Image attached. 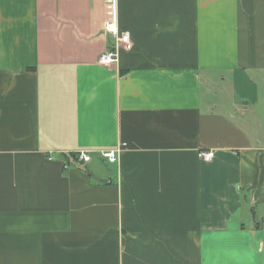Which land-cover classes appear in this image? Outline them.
Masks as SVG:
<instances>
[{"label":"crops","instance_id":"crops-1","mask_svg":"<svg viewBox=\"0 0 264 264\" xmlns=\"http://www.w3.org/2000/svg\"><path fill=\"white\" fill-rule=\"evenodd\" d=\"M116 4L0 0V264H264V0Z\"/></svg>","mask_w":264,"mask_h":264},{"label":"built area","instance_id":"built-area-1","mask_svg":"<svg viewBox=\"0 0 264 264\" xmlns=\"http://www.w3.org/2000/svg\"><path fill=\"white\" fill-rule=\"evenodd\" d=\"M116 0H111L110 10L111 18L105 24V31L113 38L114 43L111 44L105 51L98 56V63L103 65L117 64L120 61L121 50H131L133 41L129 31H121L117 24V8ZM102 157L110 163H115L119 160L120 148L106 149L101 151ZM78 162L85 163L91 159V154L88 150L77 151ZM215 155L213 150L201 151L200 156L206 160H211Z\"/></svg>","mask_w":264,"mask_h":264},{"label":"trees","instance_id":"trees-1","mask_svg":"<svg viewBox=\"0 0 264 264\" xmlns=\"http://www.w3.org/2000/svg\"><path fill=\"white\" fill-rule=\"evenodd\" d=\"M69 156H71L74 159V161H77L78 162V155H77V153H71Z\"/></svg>","mask_w":264,"mask_h":264},{"label":"bare ground","instance_id":"bare-ground-1","mask_svg":"<svg viewBox=\"0 0 264 264\" xmlns=\"http://www.w3.org/2000/svg\"><path fill=\"white\" fill-rule=\"evenodd\" d=\"M130 33V32H129ZM131 34V33H130ZM132 41H133V39H132ZM114 43V42H113ZM133 47H134V43H133ZM133 49V48H132ZM131 49V50H132ZM131 50H129V51H131ZM121 51H128V50H125V49H123V50H121ZM120 55H121V53H120ZM120 62V61H119ZM118 64V63H117ZM103 65V64H102Z\"/></svg>","mask_w":264,"mask_h":264}]
</instances>
